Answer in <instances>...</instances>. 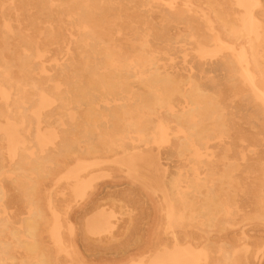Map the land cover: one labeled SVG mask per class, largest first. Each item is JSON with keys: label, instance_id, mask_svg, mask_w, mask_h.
I'll return each instance as SVG.
<instances>
[{"label": "rangeland", "instance_id": "1", "mask_svg": "<svg viewBox=\"0 0 264 264\" xmlns=\"http://www.w3.org/2000/svg\"><path fill=\"white\" fill-rule=\"evenodd\" d=\"M19 1L31 5V9L22 12L15 7ZM87 1L92 4L93 0ZM98 1L111 2L116 10L109 9L95 16L121 20L118 25L124 28L129 27L128 22H158L165 17L166 20L169 16L178 17L179 22L166 24V33L170 35L166 52L171 53L175 63L182 61V53L186 59L194 56L195 64L188 62L189 70H180L184 82L199 79L202 90L218 98V109L228 119L227 124L245 129L242 137L247 138V133L256 129L252 124L261 121L243 100L244 84L232 88L212 84L210 78L225 82L229 73L219 67H209L229 54L213 43V37L217 36L220 42L236 50L249 53L250 47L259 48L255 58L264 69V54L260 53L264 50V0H254L252 16L258 19V40L253 39L251 46L245 26L237 35L229 28L232 19L242 17L243 10L234 6L237 0ZM11 2L12 6L5 7ZM59 3L60 0H0V19L14 22L22 18H67L69 15L59 12ZM208 21L214 27L212 32ZM112 33L119 36L123 31ZM197 36L204 39L203 45L197 43ZM91 103H94L92 110L98 108L97 113L105 114L108 111L102 106L115 110L123 100L98 99ZM155 114L163 116L164 110H156ZM68 116L78 121L75 111H69ZM68 116L43 119V113L39 112L42 120L39 133L50 135L45 122L60 133L59 122H69ZM23 135L30 140L31 147L14 150L13 158L31 151L36 157H54L52 176L39 182L37 195L43 223L35 236L25 237L20 222L28 217L27 205L32 204L25 199L26 188L18 187L10 175L0 181L7 193L6 212H0V216L12 221L11 228L20 240L36 239L39 252L45 258L43 264H171L178 258L176 249L182 246L205 254L206 258L201 260L205 264H264V206L257 208L254 198L260 196L264 202V133L261 134L263 141L256 142L252 138L236 141L230 137H214L199 149L198 156L192 150L183 157L170 154L166 143L152 142L151 133L147 134L146 142L138 140L134 132L127 133L120 140L126 145L123 149L117 147V134L111 133L106 144L112 142L114 148L108 151L99 149L102 143L94 133L92 142L98 150L88 155L83 152V138L76 151L69 153L60 151V134L54 142L39 146L32 123ZM0 151L9 156L6 145H0ZM74 157L96 163L80 172L77 180L69 174L75 164ZM24 174L28 184L29 172ZM171 183L179 185L171 186ZM106 185L112 187L92 203L96 192ZM166 210L172 212L169 219ZM184 234L191 236L186 242L180 239ZM2 238L12 241L7 231ZM14 243L11 242L10 252L16 257L15 264L21 259L28 263L32 258ZM166 245L170 251H166Z\"/></svg>", "mask_w": 264, "mask_h": 264}, {"label": "bare ground", "instance_id": "2", "mask_svg": "<svg viewBox=\"0 0 264 264\" xmlns=\"http://www.w3.org/2000/svg\"><path fill=\"white\" fill-rule=\"evenodd\" d=\"M234 2L235 7L243 10L242 17L232 19L229 28L237 35L245 26L251 46L253 39L258 40V19L252 16L254 0ZM91 3L87 0H60L59 12L69 15L64 19L22 18L14 22L0 19V145H6L9 154L4 156L0 151V181L10 175L18 187L26 188L25 199L32 206L27 205L28 217L20 222L25 237L35 236L43 223L37 195L39 182L52 176L51 163H54L53 156L36 157L33 151L12 157L14 150L31 147L30 140L23 135L31 123L38 134L36 142L39 146L54 142L60 134V151L73 153L80 138H83L86 155L98 150L92 142L94 133L102 143L99 148L102 151L114 148L112 142L106 144L111 133L117 134V147L122 149L126 145L120 140L127 133H136L138 140L144 142L148 141L147 134L151 133L152 142L166 143V150L176 157H183L192 150L198 156L199 149L214 137L263 141L264 69L259 67L255 58L259 55V48L250 47L247 53V50H236L220 42L217 36L213 37L216 47L228 50L225 52L229 54L221 56L209 68L219 67L229 74H226L225 82L210 78V83L227 88L243 83V100L250 104L256 112V119L261 121L252 124L256 129L250 134L248 132L245 138L241 135L244 128L227 124L228 119L218 109V98L204 92L199 79L191 78L184 82L180 76V70H189L187 64L193 61L194 56L186 59L182 53V61L175 63L171 53L166 52V40L170 39L166 24L179 22L178 17L169 16L167 20L165 17L158 22L126 21L129 27L124 28L118 25L121 20L95 16L109 9L116 10L111 2L93 0ZM12 5L13 2L5 7ZM15 7L22 12L31 9V5L21 1ZM208 27L211 32L214 31L210 21ZM121 31L123 34L119 36L112 33ZM197 38V43H205L204 39ZM260 53L264 54V50ZM199 67L204 69L201 65ZM98 99H118L123 103L117 104L115 110L108 105L102 106L108 111L103 114L96 112L98 108L92 110L94 103L91 102ZM159 109L164 110L163 116L155 114ZM69 111L77 113L78 121L68 116ZM39 112L43 113V119L65 115L70 119L69 122H59L62 124L60 133L44 120L50 135L40 134L39 122L42 120ZM98 120L105 123L101 124ZM73 159L75 164L70 167L69 174L76 180L80 179V172L96 164L78 157ZM24 171L30 175L28 184L24 181ZM111 187L106 185L98 190L91 202ZM6 194L0 184L1 214L6 212ZM254 198L256 207L262 208L263 198ZM166 214L168 219L172 217V212L166 210ZM11 224L8 217L0 216V262L15 264L16 257L10 252L11 242L15 241L14 244L23 247L33 259L28 263L21 259L19 264H43L45 258L39 252L36 239L20 240ZM6 231L12 241L3 240L2 235ZM190 238L189 234L180 237L185 242ZM174 240L178 242L176 238H171V241ZM195 249L177 248L178 258L171 264H205L201 261L206 258L205 254ZM244 257L247 258L246 255Z\"/></svg>", "mask_w": 264, "mask_h": 264}]
</instances>
